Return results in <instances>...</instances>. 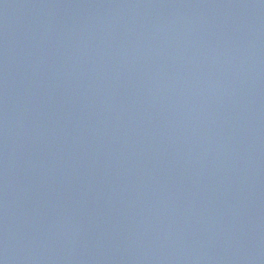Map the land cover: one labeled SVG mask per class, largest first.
<instances>
[{"label":"water","instance_id":"95a60500","mask_svg":"<svg viewBox=\"0 0 264 264\" xmlns=\"http://www.w3.org/2000/svg\"><path fill=\"white\" fill-rule=\"evenodd\" d=\"M0 264H264V0H0Z\"/></svg>","mask_w":264,"mask_h":264}]
</instances>
